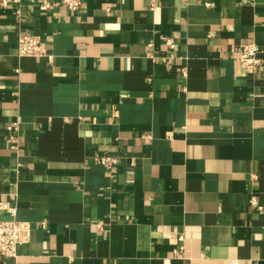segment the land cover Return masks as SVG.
Returning a JSON list of instances; mask_svg holds the SVG:
<instances>
[{
	"label": "crops",
	"instance_id": "0c3cea01",
	"mask_svg": "<svg viewBox=\"0 0 264 264\" xmlns=\"http://www.w3.org/2000/svg\"><path fill=\"white\" fill-rule=\"evenodd\" d=\"M78 1L0 0V264H264V0Z\"/></svg>",
	"mask_w": 264,
	"mask_h": 264
},
{
	"label": "built area",
	"instance_id": "2783aa9c",
	"mask_svg": "<svg viewBox=\"0 0 264 264\" xmlns=\"http://www.w3.org/2000/svg\"><path fill=\"white\" fill-rule=\"evenodd\" d=\"M65 4L69 9L77 11L81 7L78 0H65ZM173 43H169V47L173 48ZM239 55L240 64L250 74H256L261 67L262 60L259 58L261 50L255 43L239 45L235 48ZM18 54L20 57L39 58L48 56V47L46 42L39 36L24 35L18 41ZM117 113V112H115ZM18 124L9 126V131H17ZM95 162L108 170H111L118 164L116 158L107 155L95 157ZM252 206H257L256 200L251 201ZM3 211L9 212L14 218L3 219L1 214ZM16 209L9 207L5 202L0 201V258H16L18 248L28 244L31 240L32 227L30 223L21 222L15 219Z\"/></svg>",
	"mask_w": 264,
	"mask_h": 264
}]
</instances>
